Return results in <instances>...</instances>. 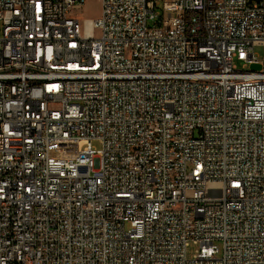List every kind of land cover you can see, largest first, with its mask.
Returning a JSON list of instances; mask_svg holds the SVG:
<instances>
[{"label":"built area","instance_id":"obj_1","mask_svg":"<svg viewBox=\"0 0 264 264\" xmlns=\"http://www.w3.org/2000/svg\"><path fill=\"white\" fill-rule=\"evenodd\" d=\"M85 4L0 0V264H264V0Z\"/></svg>","mask_w":264,"mask_h":264},{"label":"rangeland","instance_id":"obj_2","mask_svg":"<svg viewBox=\"0 0 264 264\" xmlns=\"http://www.w3.org/2000/svg\"><path fill=\"white\" fill-rule=\"evenodd\" d=\"M160 7H161V4H160L159 8ZM75 14H76L77 18H79L81 21H83L85 19H97L101 14L100 0H86V4H85L84 8L81 11L75 12ZM254 54H255L257 59H261L263 56V47L261 45L255 46L254 47ZM235 64L237 65V67L239 69H241L243 66V62H240V61H236ZM251 69L254 71H258V70H260V66L259 65H253V66H251ZM94 146L98 149L100 148V146L98 144H94ZM195 249L196 248L192 247L188 250L189 257L192 256V254L195 252Z\"/></svg>","mask_w":264,"mask_h":264},{"label":"bare ground","instance_id":"obj_3","mask_svg":"<svg viewBox=\"0 0 264 264\" xmlns=\"http://www.w3.org/2000/svg\"><path fill=\"white\" fill-rule=\"evenodd\" d=\"M55 80H62V71H55Z\"/></svg>","mask_w":264,"mask_h":264}]
</instances>
